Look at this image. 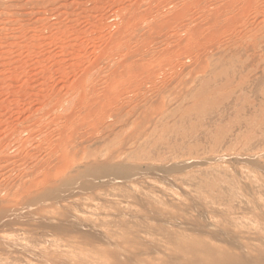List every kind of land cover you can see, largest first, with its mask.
Here are the masks:
<instances>
[{"label": "rangeland", "instance_id": "1", "mask_svg": "<svg viewBox=\"0 0 264 264\" xmlns=\"http://www.w3.org/2000/svg\"><path fill=\"white\" fill-rule=\"evenodd\" d=\"M263 224L264 0H0V264H264Z\"/></svg>", "mask_w": 264, "mask_h": 264}, {"label": "bare ground", "instance_id": "2", "mask_svg": "<svg viewBox=\"0 0 264 264\" xmlns=\"http://www.w3.org/2000/svg\"><path fill=\"white\" fill-rule=\"evenodd\" d=\"M171 110H172V109H171ZM172 135H173V134H172ZM134 147H135V146H134ZM134 147H133V148H134ZM129 149H130V148H129ZM135 150H136V149H135ZM122 164H123V163H122ZM128 164H129V163H128ZM115 165H116V164H115ZM131 166H132V165H130V167H129V165H127V166H126V165H125V166H118V165L114 166V167H115L114 169L111 168L113 174H112V176H110L109 179L112 180L113 176H117V179H118V176H121V175H119V174H121V173H118V170H125V174H124V171H123V172L121 171V172L123 173L122 176H123V175L125 176V175H128V174L132 173V172L135 170V167H131ZM133 166H134V165H133ZM110 167H111V166H110ZM96 169H97V168H96ZM87 170L90 171V169H87ZM102 171H103V170H102ZM105 171H106V170H105ZM81 173H82V172H81ZM78 175H79V174H78ZM81 175H82V174H81ZM83 175H84V174H83ZM87 175H88V173H87ZM104 175H105V174H104ZM108 175H109V174H108ZM69 176H70V175H69ZM79 176H80V175H79ZM79 176H78V178H79ZM88 176H89V175H88ZM66 177H67V176H66ZM80 177H81V176H80ZM82 177H83V176H82ZM86 177H87V176H86ZM89 177H90V176H89ZM94 177H95V176H94ZM111 177H112V178H111ZM84 178H85V177H84ZM120 178H121V177H120ZM120 178H119V179H120ZM122 178H123V177H122ZM122 178H121V179H122ZM68 179L71 180V178H68ZM68 179H67V181H69ZM73 179H74V178H73ZM117 179L114 178V180H117ZM208 179H209V178H208ZM64 180H65V179L63 178V182H64ZM85 180H86V179H85ZM71 181H72V180H71ZM88 181H90V179H89ZM88 181H87V182H88ZM105 181H106V179H105ZM80 182H81V181H80ZM107 182H110V181L107 180ZM78 183H79V182H78ZM81 183H82V182H81ZM83 183H84V182H83ZM90 183H91V181H90ZM92 183H93V182H92ZM92 183H91V184H92ZM110 183H113V180H112V182H110ZM115 183H116V182H115ZM70 184H71V183H70ZM88 184H89V183H88ZM103 184H104V183H103ZM106 184H107V183H106ZM108 184H109V183H108ZM116 184H117V183H116ZM111 185H112V184H111ZM113 185H115V184H113ZM117 185L121 186V183H120V184H117ZM122 185H123V184H122ZM70 186H71V185H70ZM75 186H76V185H75ZM81 186H83V185H81ZM105 186H106V185H105ZM119 186H118V187H119ZM66 187H67V186H66ZM66 187H65V188H66ZM72 187H73V186H71V187H69V188L71 189ZM103 187H104V186H103ZM109 187H110V186H109ZM224 187H225V186H224ZM246 187H247V186H246ZM62 188H64V187H62ZM74 188H76V187H74ZM120 188H121V187H120ZM118 189H119V188H118ZM222 189H223V188H222ZM243 191H244V190H243ZM213 197H214V196H213ZM221 197H222V196H221ZM211 198H212V197H211ZM226 199H227V198H226ZM228 199H229V198H228ZM228 199H227V200H228ZM178 204L181 205L180 203H178ZM175 206H176V205H175ZM177 207H178V205H177ZM175 209H177V208H175ZM178 209H179V207H178ZM178 209H177V210H178ZM184 209H185V208H183V210H184ZM157 210H158V209H157ZM177 210H175V211L178 212ZM181 210H182V209H181ZM185 210H186V209H185ZM185 210H184V211H185ZM215 211H216V210H215ZM157 212H158V211H157ZM161 212H162V211H161ZM181 212H182V211H181ZM153 213H154V212H153ZM185 213H186V212H185ZM214 213H215V212L213 211V214H214ZM223 213H225V212H223ZM154 214H156V213H154ZM154 214H153V215H154ZM177 214H178V213H177ZM177 214H176V215H177ZM221 214H222V213H221ZM187 215H188V212H187ZM225 215H226V213H225ZM174 216H175V215H174ZM193 216H194V215H193ZM215 216H216V214H215ZM219 216H220V215H218V218H219ZM223 216H224V214H223ZM196 217H197V216H196ZM196 217H194V218H196ZM228 217H229V216H228ZM157 218H158V216H157ZM179 218H180V217H179ZM182 218H183V217H182ZM176 219H178V218H176ZM176 219H175V220H176ZM220 219H221V218H220ZM154 220H155V219H154ZM157 220H158V219H157ZM170 220H171V219H170ZM184 220H187V219H184ZM195 220H196V219H195ZM202 220H203V219H202ZM222 220H223V218H222ZM225 220H226V217H225ZM228 220H229V219H228ZM160 221H161V217H160ZM164 221H165V219H164ZM167 221H168V218H167ZM191 221H193V220H191ZM260 221H261V220H260ZM153 222H154V221H152V223H153ZM157 222H158V221H157ZM174 222H176V221H174ZM197 222H198V221H197ZM229 222H230V221H229ZM161 223H162V222H161ZM166 223H167V222H166ZM168 223H169V222H168ZM168 223H167V225H165V226H169ZM186 223H188V221H187ZM193 223H194V222H193ZM225 223H226V222H225ZM146 224H147V223H146ZM153 224H154V223H153ZM155 224H157V223H155ZM171 224H172V223H171ZM171 224H170V225H171ZM182 224H183V223H182ZM190 224H191V223H190ZM229 224H230V223H229ZM128 225H129V224H128ZM158 225H160V224H158ZM161 225H163V224H161ZM173 225H174V224H173ZM197 225H198V224H197ZM197 225H196V226H197ZM138 226H139V225H138ZM175 226H176V225H175ZM181 226H183V225H181ZM196 226H195V227H196ZM263 226H264V224H263ZM125 227H126V230H127V226H125ZM131 227H132V225H131ZM131 227H130L129 229H131ZM152 227H153V226H152ZM160 227L162 228V226H160ZM198 227H199V226H198ZM212 227H213V226H212ZM214 227H215V229H216V226H214ZM226 227H227V226H226ZM256 227H257V226H256ZM153 228H154V227H153ZM155 228H158V227L156 226ZM166 228H167V227H166ZM166 228H164V229H166ZM176 228H178V227H176ZM179 228H180V227H179ZM179 228H178V229H179ZM196 228H197V227H196ZM217 228H218V227H217ZM262 228H263V227H262ZM123 229H125V228H123ZM129 229H128V230H129ZM146 229H147V228H146ZM151 229H152V228H151ZM213 229H214V228H213ZM128 230H127V231H128ZM183 230H184V228H183ZM183 230H182V231H183ZM217 230H218V229H216V231H217ZM222 230H223V229H222ZM226 230H228V229H226ZM243 230H245V229H243ZM153 231H154V230H153ZM158 231H159V230H158ZM165 231H167V230H165ZM209 231H210V230H209ZM218 231H220V230H218ZM232 231L234 232V230H232ZM252 231H253V230H252ZM131 232H132V231H131ZM131 232H130V233H131ZM163 232H164V230H163ZM186 232H187V231H186ZM189 232H190V231H189ZM207 232H208V231H206L204 234L206 235ZM221 232H222V231H221ZM221 232H220V233H221ZM228 232H230V230L226 232L227 235H228ZM242 232L245 233V232H247V231H242ZM208 233H209V232H208ZM231 233H232V232H231ZM248 233H249V231H248ZM248 233H247V234H248ZM254 233H255V232H254ZM256 233H257V232H256ZM131 234H132V233H131ZM150 234H151V233H150ZM172 234H173V232H172ZM190 234H191V232H190ZM194 234H195V233H192V235H194ZM196 234H197V233H196ZM199 234H200V233H199ZM218 234H219V233H218ZM224 234H225V233H224ZM242 234H243V233H242ZM249 234H252V233H249ZM155 235H156V234H155ZM181 235H182V234H181ZM209 235H210V233H209ZM211 235H212V234H211ZM211 235H210V236H211ZM235 235H236V234H235ZM245 235H246V233H245ZM245 235H244V237H245ZM254 235H256V234H254ZM257 235H258V234H257ZM263 235H264V234H263ZM153 236H154V234H153ZM166 236H167V235H166ZM173 236H174V235H173ZM219 236H221V235H219ZM233 236H234V235H233ZM236 236H238V235H236ZM260 236H261V235H260ZM133 237H134V235H133ZM167 237L170 238V236H167ZM167 237H166V239H167ZM200 237H202V236H200ZM214 237H215V236H214ZM214 237L212 236L213 239H215ZM223 237H225V235H224ZM227 237H229V236H227ZM234 237H235V236H234ZM126 238H127V237H126ZM126 238H125V239H126ZM163 238H164V236L162 237V239H163ZM204 238H205V237H204ZM209 238H210V237H209ZM212 238H210V239H212ZM225 238H226V237H225ZM225 238H224V239L221 238L220 240H222V239L225 240ZM230 238H231V237H230ZM238 238H241V237L238 236ZM245 238H247V237H245ZM248 238H249V237H248ZM261 238H263V237L261 236ZM261 238H260V239H261ZM127 239H128V238H127ZM130 239H131V238H130ZM134 239H135V237H134ZM171 239H172V238H170V240H171ZM188 239H189V238H188ZM217 239H218V238H217ZM228 239H229V238H228ZM228 239H226V241H227ZM243 239H244V238H243ZM251 239H253V238H251ZM256 239H257V238H256ZM135 240H136V239H135ZM135 240H133V241H135ZM152 240H154V239H152ZM168 240H169V239H168ZM177 240H180V238L177 239ZM177 240H176V241H177ZM182 240H183V239H182ZM190 240H191V239H190ZM205 240H206V238H205ZM218 240H219V239H218ZM223 240H222L221 242H224ZM233 240H234V239H233ZM253 240H254V239H253ZM258 240H259V237H258ZM262 240H264V238H263ZM129 241H130V240H129ZM131 241H132V239H131ZM173 241H174V240H173ZM173 241H172V242H173ZM176 241H174V243H172V244L175 245V244H176V243H175ZM194 241H195V240H194ZM203 241H204V239H203ZM226 241H225V242H226ZM228 241L230 242L231 240H228ZM246 241H247V239H246ZM251 241H252V240H251ZM255 241H256V240H255ZM136 242H137V241H136ZM180 242H181V240H180ZM182 242H183V241H182ZM182 242H181V243H182ZM196 242H197V239H196ZM200 242H201V241H200ZM214 242H215V240H214ZM225 242H224V243H225ZM236 242H237V241H236ZM239 242H241L240 239H239ZM128 243H129V242H128ZM130 243H131V242H130ZM132 243H133V242H132ZM192 243L194 244V242H192ZM226 243H227V242H226ZM259 243H260V242H259ZM262 243H263V241H262ZM177 244H178V243H177ZM179 244H180V243H179ZM182 244H183V243H182ZM182 244H180V245H182ZM193 244H192V245H193ZM203 244H204V243H203ZM229 244H230V243H229ZM233 244H234V243H233ZM242 244H243V243H241L240 245H242ZM244 244H245V243H244ZM248 244H249L250 246H253V245L250 244V243H248ZM129 245H130V244H129ZM180 245H179V247H180ZM183 245H184L183 247H186V248H189V249H190V247H191L190 244H189L190 246H189L188 244H186V245L183 244ZM187 245H188L189 247H188ZM198 245H199V243H198ZM207 245H208V244H207ZM227 245H228V244H227ZM227 245H226V246H227ZM237 245H238V244H237ZM240 245H238V246H240ZM195 246H197V244H196ZM212 246H213V245H212ZM231 246H233L232 243H231ZM235 246H236V245H235ZM242 246H244V245H242ZM245 246H246V245H245ZM254 246H255V245H254ZM263 246H264V244H263ZM112 247H113V246H112ZM153 247H154V249H155V246H153ZM153 247H152V250L150 249L151 247H150L149 249H150L151 251H153ZM160 247H162V246H160ZM160 247H159V248H160ZM163 247H164V246H163ZM163 247H162V248H163ZM175 247H178V246H175ZM201 247H202V246H201ZM201 247L199 246V248H201ZM204 247H205V246H204ZM208 247H209V245H208ZM208 247H206V248H208ZM210 247H211V246H210ZM246 247H247V246H246ZM145 248H146V247H145ZM193 248H194V250H195V247H193ZM197 248H198V247H197ZM231 248H232V247H231ZM254 248H255V247H254ZM111 249H112V248H111ZM149 249H148V250H149ZM157 249H158V247H157ZM157 249H156V250H157ZM165 249H167V248H165ZM208 249H209V248H208ZM241 249H242V248H241ZM241 249H240V250H241ZM255 249H256V248H255ZM172 250H173V249H172ZM178 250H181V249H178ZM191 250H192V249H191ZM191 250H190V251H191ZM194 250H192V251L195 252V251H197V250H199V249H196L195 251H194ZM211 250H212V249H210V251H211ZM225 250H226V249H225ZM236 250H237V248H236ZM243 250H244V249H243ZM243 250H242V251H243ZM245 250H246V249H245ZM250 250H251V249H250ZM256 250H259L258 247H257ZM112 251H113V250H112ZM151 251H150V252H151ZM159 251H161V250H159ZM162 251H163V250H162ZM168 251H169V249H168ZM173 251L176 253L175 250H173ZM190 251H189V252H190ZM207 251H208V250H207ZM242 251H241V252H242ZM261 251H262V250H261ZM261 251H260V252H261ZM61 252H62V251H61ZM123 252H124V251H123ZM163 252H165V251H163ZM181 252H182V251H181ZM183 252H185V251H183ZM183 252H182V254H183ZM186 252H187V251H186ZM186 252H185V253H186ZM189 252H188V254H190ZM193 252H191V253L194 255ZM201 252H202V251H200V254H201ZM203 252H205V251L203 250ZM214 252H215V251H214ZM214 252L212 251V253H214ZM219 252L222 253V254L224 253L223 251L221 252L220 250H219ZM225 252H226V251H225ZM238 252H240V251L238 250ZM244 252H245V251H244ZM260 252H259V253H260ZM57 253H58V252H57ZM119 253H120V252H119ZM127 253H128V251H127ZM127 253H126V254H127ZM158 253H160V252L157 251V254H158ZM172 253H173V252H172ZM177 253H178V255H179V254L182 255V254L179 253V252H177ZM185 253H184V254H185ZM198 253H199V252H197L195 256H197ZM210 253H211V252H209V254H210ZM215 253H216V252H215ZM215 253H214V256H215ZM242 253H243V252H242ZM245 253H248L247 250H246ZM245 253H243V254H245ZM55 254H56V253H55ZM128 254H129V253H128ZM128 254H127V257H129ZM168 254H169V253H168ZM200 254H198V256H199ZM202 254H203V253H202ZM216 254H217V253H216ZM222 254H221V255H222ZM224 254H225V253H224ZM227 254H231V253H228V252H227ZM263 254H264V253H263ZM64 255H66V254H64ZM69 255H71V254H69ZM69 255L66 256L65 258L69 257ZM119 255H120V254H119ZM122 255H123V254H122ZM180 255H179V256H180ZM185 255H186V254H185ZM207 255H208V253H207ZM210 255H211V254H210ZM210 255H209V257H212V255H211V256H210ZM232 255H234V254H232ZM246 255H247V254H246ZM248 255H249V254H248ZM258 255H261V254H258ZM57 256H58V255H57ZM60 256H61V255H60ZM71 256H72V255H71ZM120 256H121V255H120ZM120 256H117V257L120 258ZM162 256H163V254H162ZM165 256H167V254H166ZM170 256H171V255H170ZM172 256H173V255H172ZM176 256H177V255H176ZM176 256H175V257H176ZM186 256H187V255H186ZM186 256H185V257H186ZM191 256H192V255H191ZM198 256H197V258H198ZM217 256H220V254H219V255H216V258H218ZM249 256H250V255H249ZM254 256H255V255H254ZM254 256H253V257H254ZM62 257H63V256H62ZM124 257H126V256H124ZM124 257H122V258H124ZM167 257H169V256H167ZM167 257H165V258H167ZM173 257H174V256H173ZM187 257H188V256H187ZM187 257H186V258H187ZM199 257H200V256H199ZM204 257H205V256H202V258H204ZM206 257H207V256H206ZM226 257H227V256H226ZM230 257H232V256H229V258H230ZM242 257H243V256H242ZM251 257H252V256H251ZM251 257H250V258H251ZM253 257H252V258H253ZM256 257H257V255H256ZM258 257H259V256H258ZM171 258H172V257H170V259H171ZM176 258H177V257H176ZM176 258H175V259H176ZM180 258H181V256H180ZM190 258H191V257H190ZM193 258H194V256H193ZM197 258H196V260H198ZM212 258H214V257H212ZM216 258H215V259H216ZM220 258H221V257H219L218 259L220 260ZM244 258H245V257H244ZM252 258H251V259H252ZM261 258L264 259V257H263L262 255H261ZM78 259H79V258H78ZM78 259H77V257H76V262H77ZM126 259H127V258H126ZM126 259H124V260H126ZM128 259H129V258H128ZM128 259H127V260H128ZM167 259H168V258H167ZM218 259H217V260H218ZM224 259H225V258H224ZM224 259H222V261H223ZM227 259H228V258H227ZM56 260H57V259H56ZM63 260H64V258H63ZM74 260H75V259H74ZM127 260H126V262H127ZM165 260H166V259H165ZM172 260H173V258H172ZM186 260H187V261H188V260L190 261L189 257H188ZM186 260H185V261H186ZM196 260H194V261H196ZM199 260H201V259L199 258ZM205 260H208V259H205ZM209 260H210V259H209ZM225 260H226V259H225ZM228 260H230V259H228ZM228 260H227V261H228ZM245 260H246V259H245ZM247 260L249 261V257H247ZM247 260H246V261H247ZM253 260H254V258H253ZM259 260H260V259H259ZM162 261H163V259H162ZM166 261H167V260H166ZM185 261H184V259H183V262H181V261H180V262H181V263H186ZM194 261H193V259H192V262H194ZM210 261H211V260H210ZM212 261H213V260H212ZM227 261H226V263H227ZM231 261H232L231 264H243L242 262L244 261V259L241 260V262H240L239 260H237L236 258L233 257V258L231 259ZM248 261L245 262L244 264H246V263H250V262H251V261H250V262H248ZM57 262H59V261L57 260ZM67 262H68V260H67ZM71 262H72V261H71ZM76 262L74 261L73 263H76ZM79 262H80V261H79ZM120 262H122V261H120ZM168 262L171 263L170 260H169ZM174 262H175L174 264H179V263H180V262H179V263H176V261H174ZM196 262H197V261H196ZM199 262H201V261H199ZM199 262H197V263H199ZM205 262L207 263L208 261H205ZM215 262H217V261H215ZM215 262H214V263H215ZM223 262H224V261H223ZM223 262H222L221 264H224ZM253 262H254V261H252V264L255 263V262H254V263H253ZM165 263H167V262H165ZM189 263H190V262H189ZM208 263L211 264L212 262H208ZM214 263H213V264H214ZM256 263H257V262H256ZM58 264H59V263H58ZM60 264H61V263H60ZM127 264H130V263L127 262ZM172 264H173V263H172ZM194 264H195V263H194ZM199 264H200V263H199ZM204 264H205V263H204ZM229 264H230V262H229ZM257 264H258V263H257ZM259 264H261V261H260Z\"/></svg>", "mask_w": 264, "mask_h": 264}]
</instances>
